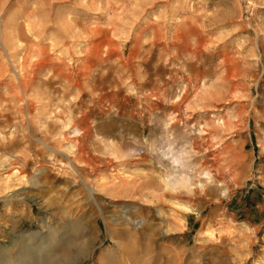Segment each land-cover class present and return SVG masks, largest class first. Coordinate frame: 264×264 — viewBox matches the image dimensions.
Returning <instances> with one entry per match:
<instances>
[{"label": "rangeland", "instance_id": "1", "mask_svg": "<svg viewBox=\"0 0 264 264\" xmlns=\"http://www.w3.org/2000/svg\"><path fill=\"white\" fill-rule=\"evenodd\" d=\"M106 1L0 0V264H264V0Z\"/></svg>", "mask_w": 264, "mask_h": 264}, {"label": "bare ground", "instance_id": "2", "mask_svg": "<svg viewBox=\"0 0 264 264\" xmlns=\"http://www.w3.org/2000/svg\"><path fill=\"white\" fill-rule=\"evenodd\" d=\"M111 6V4H110V1L109 0H107L106 2H105V5H103V7H102V11H103V14H108V13H110V10L112 9V7H110ZM128 11V10H127ZM112 12H114L113 10H112ZM130 12H133V11H129V13ZM126 13V12H125ZM127 16V15H126ZM102 17V16H101ZM117 19V18H116ZM123 19V18H122ZM130 19V18H129ZM135 19V18H134ZM128 20V19H127ZM114 24H115V21H112ZM119 22V21H118ZM117 22V23H118ZM108 25H110L111 27H103V26H99V25H97V26H95L94 28H90V29H85L84 31H83V34H84V36H86L87 37V39L91 42L90 43V50H89V53H90V55L93 57V59L95 60V61H106V60H111V59H113L114 57H117V59L116 60H118V62L119 61H122L123 59L121 58V57H119L117 54H116V47H117V44L113 41V36L114 35H116V31H117V29H120V23H119V25H117V24H115V25H113V24H111L110 22H108L107 23ZM113 25V26H112ZM130 25V24H129ZM133 25V24H132ZM74 27V26H73ZM64 29V28H63ZM66 29H67V27H66ZM72 29V28H71ZM64 31V30H63ZM159 31V30H158ZM154 32V31H153ZM129 34V33H128ZM73 35H74V33H73ZM77 35V34H76ZM78 36H79V33H78ZM129 36V35H128ZM142 36V35H141ZM140 38V37H139ZM160 38V37H159ZM138 41V40H137ZM5 44V43H4ZM76 44V43H75ZM201 44V43H200ZM137 47V46H136ZM172 47V46H171ZM186 47V46H185ZM169 48V47H168ZM68 49V48H67ZM177 49V48H176ZM66 50V49H65ZM193 50V49H192ZM105 53V57H101V53ZM9 53V52H8ZM7 54V50H6V53H5V55ZM66 54V53H65ZM10 55V54H9ZM89 55V54H88ZM127 55V54H126ZM10 59V58H9ZM58 59V58H57ZM84 59V58H83ZM43 61H45V60H43ZM43 61H42V64L44 65V63H43ZM49 61V60H48ZM61 61V60H60ZM62 62H63V60H62ZM61 62V63H62ZM40 63H38L37 65H39ZM46 64V63H45ZM63 64V63H62ZM92 64V63H91ZM64 65V64H63ZM14 66H15V64H14ZM42 65H40V67H41ZM84 66V65H83ZM89 66V65H88ZM6 67V66H5ZM64 67V66H63ZM90 67V66H89ZM3 68H4V66H3ZM37 68H39V67H37ZM45 68V67H44ZM59 71V70H58ZM60 72V71H59ZM18 73V72H17ZM57 73V72H56ZM55 73V74H56ZM73 73V72H72ZM19 74V73H18ZM61 74V73H60ZM57 75V74H56ZM55 75V76H56ZM22 76V75H21ZM73 76V75H72ZM84 76V75H83ZM34 77V76H33ZM66 77V76H65ZM66 79V78H65ZM5 80V79H4ZM23 80H25L24 78H23ZM67 80V79H66ZM28 81H29V79H28ZM25 82V81H24ZM24 82H22L21 81V83H24ZM26 82H27V79H26ZM72 82V81H71ZM29 83V82H28ZM20 85V84H19ZM24 85V84H23ZM83 85V84H82ZM22 86V85H21ZM18 87V86H17ZM23 87V86H22ZM14 87H12V89H13ZM73 88V87H72ZM76 88L78 89V93H79V91H81L82 92V86H81V84H77L76 85ZM15 89V88H14ZM23 89V88H22ZM25 89V88H24ZM23 91V90H22ZM203 91V90H202ZM19 92V91H18ZM24 92H25V90H24ZM23 92V93H24ZM80 92V93H81ZM186 93V92H185ZM213 93V92H212ZM204 94V93H203ZM192 95V94H191ZM194 95V94H193ZM183 96V95H182ZM187 95H185V96H183V99H185V97H186ZM211 96V95H210ZM215 96V95H214ZM159 97V96H158ZM81 98V97H80ZM188 101H189V99H188ZM183 102V101H182ZM187 102V101H186ZM192 104V103H191ZM204 104V103H203ZM183 105V104H182ZM191 108V107H190ZM206 108H207V106H206ZM214 108V107H213ZM23 110V109H22ZM19 111V110H18ZM27 112V111H26ZM177 114V113H176ZM182 117V116H181ZM187 118V117H186ZM73 121V120H72ZM84 121V120H83ZM68 123H70V121L69 120H66L65 121V123H64V125H67ZM75 123V122H74ZM224 124H225V122H224ZM79 126V125H78ZM77 126V127H78ZM76 127V126H75ZM74 127V128H75ZM28 128V127H27ZM71 128H73V126L71 127ZM62 129V128H61ZM76 129V128H75ZM29 130V129H28ZM29 133V132H28ZM79 135V134H78ZM24 136V135H23ZM58 136V135H57ZM77 137V136H76ZM79 137V136H78ZM12 138V137H11ZM33 138V137H32ZM64 138H66V136L64 137ZM63 138V139H64ZM70 138V137H69ZM44 139V138H43ZM71 140H72V138H70ZM36 140V139H35ZM80 139L79 138H77V139H75V140H73V141H79ZM47 141V140H46ZM218 141H219V139H218ZM45 145H47V143L45 142V140L44 141H42ZM79 144H80V142H78ZM40 144V143H39ZM209 144V143H208ZM43 145V144H42ZM78 148V147H77ZM196 148V147H195ZM60 149V148H59ZM79 149V148H78ZM57 150V149H56ZM196 150V149H195ZM206 150V149H205ZM58 151V150H57ZM75 151V150H74ZM76 152H80L79 150L78 151H76ZM86 152V151H85ZM77 153V154H78ZM81 153V152H80ZM81 155V154H80ZM76 156V155H75ZM83 156V155H82ZM81 156V157H82ZM73 157V156H72ZM76 158V157H75ZM80 158V157H79ZM77 159V158H76ZM82 159V158H81ZM78 161H82V160H78ZM80 164V163H79ZM214 170V169H213ZM184 208V207H183ZM41 252V251H40ZM19 258V257H18ZM16 259V258H15ZM22 259V258H21ZM20 260V259H19ZM23 260V259H22ZM17 261V260H16ZM18 263V262H17ZM16 263V264H17Z\"/></svg>", "mask_w": 264, "mask_h": 264}]
</instances>
